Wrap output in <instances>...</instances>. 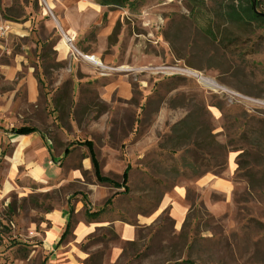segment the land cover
Returning <instances> with one entry per match:
<instances>
[{
  "label": "rangeland",
  "instance_id": "rangeland-1",
  "mask_svg": "<svg viewBox=\"0 0 264 264\" xmlns=\"http://www.w3.org/2000/svg\"><path fill=\"white\" fill-rule=\"evenodd\" d=\"M72 1L0 0V20L12 24L0 36V264H64L73 261L65 257L69 251L77 253L79 264H264V29L229 20L237 0H144L134 11L89 1L78 12ZM255 10L264 13V5ZM65 21L74 28L69 34ZM64 36L71 57L80 58L78 51L101 61L105 69L95 68L94 73L129 80L133 99L114 105H142L138 141L144 134L145 141L149 135L161 141L142 158V170L132 179L124 212L128 216L114 211L110 201L90 205L81 189L96 183L90 175L83 173L78 183L66 182L72 158L61 159L60 178L56 168L47 167V181H35L28 172L31 164H17L12 142L1 139L7 126L10 131L41 120L25 105L20 80L28 68L41 93L58 90L57 105L69 110L72 88L69 82L59 84L69 62H59L54 50ZM13 68L15 79L8 82ZM188 71L221 89L204 86ZM100 86L95 80L79 88L73 104L76 117L107 109ZM8 103L17 108L5 109ZM130 116L129 110L121 112L126 121ZM57 127H42L41 132L60 138ZM82 138V129L75 131L76 148ZM204 173L228 182L227 195L192 188L189 183ZM121 177L112 180L121 185ZM182 185H188L186 201L191 205L183 226L176 230L165 211L150 228L138 230L142 242L113 255L122 246L104 221L118 216L133 224L135 214L156 211L164 192ZM141 189L151 194L138 193ZM79 201L83 208L73 214L71 202ZM66 206L72 210L69 230L61 253L53 258L42 246L45 219ZM77 219L93 229L75 246L71 231Z\"/></svg>",
  "mask_w": 264,
  "mask_h": 264
},
{
  "label": "crops",
  "instance_id": "crops-1",
  "mask_svg": "<svg viewBox=\"0 0 264 264\" xmlns=\"http://www.w3.org/2000/svg\"><path fill=\"white\" fill-rule=\"evenodd\" d=\"M72 2L78 12L85 8L89 0H73ZM4 22L6 21L0 20V24ZM64 26H66V34H69L70 29H74L66 21ZM54 50L57 53V60L59 62H69L68 73L61 75L59 78V84L62 82L64 84L69 82L70 88H72V93H69L67 96L69 104L67 106L69 110L64 112L65 108H63L62 105H57V101L54 98L59 94L58 90L44 89L42 91L43 93H41L40 84L33 70L28 68L20 80L22 86H24L25 105L29 110L41 116V120L39 121L36 119V121H34V123H39V125L27 124L21 127H31L37 131L28 135H13L11 134V130L18 128H11L9 131L7 126L4 130L5 132H1L3 133L1 139L3 141L12 142L14 146L13 154L17 164H19L20 161L24 162L25 165L31 164L28 172L30 177L35 181H47L46 178L49 177L47 167L56 168L57 178H60L63 169V167L60 166L61 159L65 157L66 160L72 158L69 160L67 168L65 169L64 176L66 182L78 183L80 179H82L83 173L90 175L96 183L90 184L86 189L81 187L82 191L88 195V202L90 205L93 207L95 206L94 204L97 203L107 205L108 201H110L111 208L114 211L128 216L124 212L129 203L126 198L132 195V179H134L137 170L141 168L142 164L140 163L142 158L146 157L147 154H151L154 146H159L161 141H153L152 135H149L148 141H145L147 139L146 134H144L143 141H138L137 124H139V121L143 118L142 105L132 107V109L127 105H114V101L128 103L133 99L134 90L129 80L125 79L123 76L111 77L113 74L108 73L97 75L94 73L96 67L91 62L82 58L71 57L69 50L67 51L62 42H59L56 47H54ZM77 53L81 54V52L78 51ZM77 60L80 62L79 65L75 63ZM16 73L17 69L13 68L8 70V82H12L15 79ZM95 80L101 84L99 97L102 102L105 103L107 109L103 112H99L96 109L89 110V112L86 113V115L89 114V117L85 116L83 119L76 117L73 105L75 95L77 96L81 86L93 83ZM144 93L147 94L146 90H144ZM6 105L5 109L8 110L17 108L13 103H8ZM126 110H129V113L132 114L127 121L121 117V112H125ZM54 125L58 126L56 132L57 136H61L60 138L53 135L50 139L41 132L42 127L51 130L54 128ZM125 125L126 127L124 128ZM80 129H82L84 134V138L81 139L82 141H80V143L88 142L91 144L92 152L102 177L112 180V177L122 176L124 171L129 168L128 182L126 185L128 189L127 194L123 193V187L114 188L107 184H99L96 181L88 148L85 146L76 148L77 146L73 143L77 140L74 139V133ZM151 129L152 128H150V131ZM6 131L10 133H6ZM122 137L126 140H121ZM20 140L23 141L22 147L19 146ZM62 144H67L69 148L66 146L61 150ZM65 149L68 150L67 155L64 154ZM78 153L82 156L80 159L77 158ZM11 160H13V158ZM77 160H79L80 163V170L77 167ZM141 170L142 169H140V171ZM189 184L192 185V188L197 192L202 194L214 192L226 196L229 192L228 182L215 178L207 173L200 175ZM186 186L188 185L173 186L169 191H165L158 201L156 211L149 214H135L133 217V224L125 222V220L120 218L116 219L118 216H115L113 221L105 220V224H108L109 227L114 229L118 236L120 246H122L114 248L112 250L113 255L118 257L124 246L142 242L143 240L139 237L138 230L150 228L156 223L160 214L165 211H167L168 216L172 220L174 228L179 230L185 223L191 209V205L186 201ZM137 192L140 194H151L149 189H141ZM127 195L129 197H127ZM202 204L203 206L205 205L204 203ZM71 206L74 208L73 214H78L81 208H83V204L80 201L76 203L71 202ZM91 214H96V212L88 213V215ZM69 220L70 213L68 206L60 211L50 212L46 216V228L43 230L41 241L44 250L51 254L53 258L57 257L61 253V249H63L62 242H64L66 238H63L64 240L62 242L60 239ZM90 226L91 225L86 224L83 220L77 219V223L71 231V237L75 241V246L82 242L92 232L93 228ZM70 243H72V240L68 241L66 245ZM68 255L71 256L73 261L67 260L64 264H79V258L74 257V255L77 257V253L73 255L72 252L69 251L66 253L65 257L69 258L70 256Z\"/></svg>",
  "mask_w": 264,
  "mask_h": 264
},
{
  "label": "trees",
  "instance_id": "trees-1",
  "mask_svg": "<svg viewBox=\"0 0 264 264\" xmlns=\"http://www.w3.org/2000/svg\"><path fill=\"white\" fill-rule=\"evenodd\" d=\"M92 1L94 4L105 7L108 9H128L130 11L136 10L138 7L142 5L144 0H89ZM264 5V0H257L255 2V7ZM229 20L233 22H244V23H250L255 24L258 28L264 29V13L259 12L257 10H254L253 8V0H237L236 6L228 13ZM37 130L31 127H21L18 129H12L11 134L13 135H28L35 133ZM80 146H85L88 148V151L90 153L91 163L93 165L94 174L96 181L100 184H107L114 188H120L123 186L124 192L127 193L128 189L126 187L128 182V171L129 168H127L122 177H121V185L117 184L116 182L109 180L107 178H104L100 175L98 164L95 160V156L92 152V146L88 142L84 143H78ZM64 154H68V150L65 149ZM70 213H71V209ZM97 214V213H96ZM95 214H91L88 216H93ZM69 230V223H67L64 233L61 236L60 241L63 240V238L66 236L67 232Z\"/></svg>",
  "mask_w": 264,
  "mask_h": 264
},
{
  "label": "bare ground",
  "instance_id": "bare-ground-1",
  "mask_svg": "<svg viewBox=\"0 0 264 264\" xmlns=\"http://www.w3.org/2000/svg\"><path fill=\"white\" fill-rule=\"evenodd\" d=\"M98 7V6H97ZM68 38L66 36L63 37V40H62V44L64 45V47H66L67 51L69 50V47L68 45L66 44V42H68L67 40ZM94 61L95 62H99L98 58L95 56L94 58ZM97 62V63H98ZM124 70L127 69V68H123ZM188 74L189 75H192L193 77H196L199 79L200 83L203 84L204 86H207V87H210L211 89L213 90H217V89H221L216 83H214L213 81L211 80H208L206 79L204 76L200 75L199 73L195 72V71H188ZM23 145V141L20 140L19 141V146L22 147Z\"/></svg>",
  "mask_w": 264,
  "mask_h": 264
},
{
  "label": "built area",
  "instance_id": "built-area-1",
  "mask_svg": "<svg viewBox=\"0 0 264 264\" xmlns=\"http://www.w3.org/2000/svg\"><path fill=\"white\" fill-rule=\"evenodd\" d=\"M9 25H12V24L9 23V22H4V23H1L0 24V36H4L9 31V28H10ZM77 54H78V56L80 58L85 59V60L91 62L96 68H98V69H105L99 59H98L99 62L97 61L98 63L94 61V58H95L94 56L82 55L80 53H77ZM107 70H113V71L116 70V71H118V69H107Z\"/></svg>",
  "mask_w": 264,
  "mask_h": 264
},
{
  "label": "water",
  "instance_id": "water-1",
  "mask_svg": "<svg viewBox=\"0 0 264 264\" xmlns=\"http://www.w3.org/2000/svg\"><path fill=\"white\" fill-rule=\"evenodd\" d=\"M253 8H254V10H255V0H253Z\"/></svg>",
  "mask_w": 264,
  "mask_h": 264
}]
</instances>
